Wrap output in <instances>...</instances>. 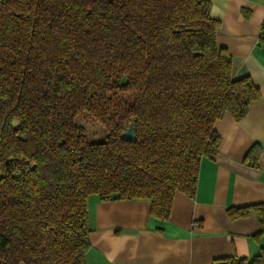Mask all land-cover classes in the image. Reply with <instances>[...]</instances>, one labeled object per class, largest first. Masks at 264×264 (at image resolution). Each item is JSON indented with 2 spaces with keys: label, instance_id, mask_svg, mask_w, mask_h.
I'll return each instance as SVG.
<instances>
[{
  "label": "trees",
  "instance_id": "trees-1",
  "mask_svg": "<svg viewBox=\"0 0 264 264\" xmlns=\"http://www.w3.org/2000/svg\"><path fill=\"white\" fill-rule=\"evenodd\" d=\"M209 0H0V264H86L87 197L146 198L170 217L214 158V121L260 90L233 77ZM81 112L104 126L89 141ZM16 121V123H14ZM134 125V140L120 137ZM255 143L245 159L255 164ZM253 213L264 234V202ZM212 264H264V246Z\"/></svg>",
  "mask_w": 264,
  "mask_h": 264
},
{
  "label": "crops",
  "instance_id": "crops-1",
  "mask_svg": "<svg viewBox=\"0 0 264 264\" xmlns=\"http://www.w3.org/2000/svg\"><path fill=\"white\" fill-rule=\"evenodd\" d=\"M220 21L218 46L232 57V76L248 75L259 88L246 114L228 112L214 121L219 136L215 157L200 161L193 195L175 192L170 217L149 213L146 198L87 197L89 247L86 264H212L233 253L251 257L264 246L257 217L230 218L227 208L264 202V0H209ZM255 143V164L245 159Z\"/></svg>",
  "mask_w": 264,
  "mask_h": 264
},
{
  "label": "rangeland",
  "instance_id": "rangeland-1",
  "mask_svg": "<svg viewBox=\"0 0 264 264\" xmlns=\"http://www.w3.org/2000/svg\"><path fill=\"white\" fill-rule=\"evenodd\" d=\"M75 123L84 129L89 141H101L106 137L104 126L93 120L86 112L78 114Z\"/></svg>",
  "mask_w": 264,
  "mask_h": 264
},
{
  "label": "water",
  "instance_id": "water-1",
  "mask_svg": "<svg viewBox=\"0 0 264 264\" xmlns=\"http://www.w3.org/2000/svg\"><path fill=\"white\" fill-rule=\"evenodd\" d=\"M14 123H16V121H14ZM120 137L124 140H134V125L132 123L129 124L128 127L121 132Z\"/></svg>",
  "mask_w": 264,
  "mask_h": 264
},
{
  "label": "built area",
  "instance_id": "built-area-1",
  "mask_svg": "<svg viewBox=\"0 0 264 264\" xmlns=\"http://www.w3.org/2000/svg\"><path fill=\"white\" fill-rule=\"evenodd\" d=\"M260 37H264V22H262L261 29H260Z\"/></svg>",
  "mask_w": 264,
  "mask_h": 264
}]
</instances>
